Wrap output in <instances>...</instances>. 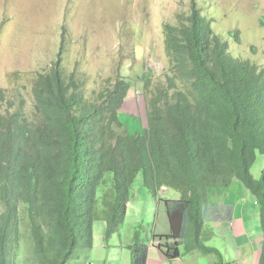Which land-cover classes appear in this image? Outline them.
Segmentation results:
<instances>
[{"label": "trees", "instance_id": "trees-1", "mask_svg": "<svg viewBox=\"0 0 264 264\" xmlns=\"http://www.w3.org/2000/svg\"><path fill=\"white\" fill-rule=\"evenodd\" d=\"M189 5L163 26L170 73L149 90L144 133L122 132L120 119L142 75L118 73L87 95L64 68L63 47L33 77L32 113L0 87V264H20V240L33 264H69L76 247L92 249L94 222L106 224V236L118 228L138 174L164 202L170 232L154 238L166 258L184 247L221 262L202 235L207 223L225 220L208 193L234 180L255 198L264 236V169L260 179L250 171L264 154V67L230 55L200 7ZM169 188L180 198L159 196ZM147 241L127 246L131 264L146 263Z\"/></svg>", "mask_w": 264, "mask_h": 264}, {"label": "rangeland", "instance_id": "rangeland-1", "mask_svg": "<svg viewBox=\"0 0 264 264\" xmlns=\"http://www.w3.org/2000/svg\"><path fill=\"white\" fill-rule=\"evenodd\" d=\"M189 2L191 0H0V87L7 91V98L16 103L20 98L25 99V109L32 113L33 77L47 68L63 47V66L82 81L87 95L106 85V79L118 73L142 75L143 81L138 80L140 84L127 94L120 119L122 132L144 133L149 126V90L156 81L164 82L170 73L163 26L177 23L181 14L188 15ZM194 2L209 19L212 31L226 42L230 55L264 67V0ZM234 31L237 37L231 35ZM63 33H66V41L64 38L62 41ZM263 169L264 154L257 152L250 171L255 179H260ZM141 175L134 180L132 203L117 224L118 228L113 225L112 232L106 236V224L95 221L92 249L76 247L69 264H130L131 252L127 246L142 243L156 225L158 230L166 227L164 202L156 204L158 201L143 186ZM215 193L213 197L217 199ZM159 196L174 199L181 194L169 188ZM254 209L259 212L258 204ZM249 218L250 213L245 216L248 229L253 222ZM210 225L207 223L202 232L210 236L205 244L217 248L223 259L220 262L215 256H199V262L223 264L234 257L227 254L228 250L234 252V248L231 245L228 249L223 237L208 228ZM24 246L20 240L19 263L33 264L32 249L27 246L24 250ZM181 251L186 256L196 253L186 252L184 247ZM24 258L28 262L25 263Z\"/></svg>", "mask_w": 264, "mask_h": 264}, {"label": "crops", "instance_id": "crops-1", "mask_svg": "<svg viewBox=\"0 0 264 264\" xmlns=\"http://www.w3.org/2000/svg\"><path fill=\"white\" fill-rule=\"evenodd\" d=\"M164 190L167 191L168 189ZM213 192H216L215 195L218 200L213 197ZM208 198L210 203L224 207L220 215L225 217V220L210 222L211 225L208 228H213L216 233L223 237L228 249L231 248V245L234 248V252H230L229 250L227 252L229 257L231 254H233L234 257H230L223 264H260L264 236L263 232L260 230V210L259 212L255 211L254 206L257 205V203L255 202L256 200L253 201L252 194L240 181L234 180L228 188L210 189ZM250 200L255 203L250 202ZM160 202L161 201H158L156 204L159 205ZM131 203L132 202L128 204V207ZM249 213L251 214L249 220L253 222H250V228L248 229L245 216ZM242 220H245V222ZM169 232L170 224L167 216L165 228L162 226L161 229L158 230V226L156 225L151 235L146 236V240L148 239V252L145 264H202V261L199 262V256L203 255L197 253L186 256V253L183 252L178 258H166L156 247L158 240L154 238V235L168 234ZM205 257L213 258L214 256L205 255Z\"/></svg>", "mask_w": 264, "mask_h": 264}]
</instances>
